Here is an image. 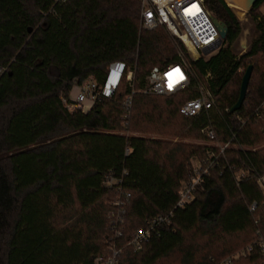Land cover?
Masks as SVG:
<instances>
[{
	"label": "trees",
	"instance_id": "16d2710c",
	"mask_svg": "<svg viewBox=\"0 0 264 264\" xmlns=\"http://www.w3.org/2000/svg\"><path fill=\"white\" fill-rule=\"evenodd\" d=\"M204 4L227 32L218 49L192 58L164 27L140 28L138 0H0V264H93L110 254L116 219L118 264H168L172 256L176 264H219L264 239L257 183L264 176V0L246 12L254 29L239 56L231 48L242 30L233 9L224 0ZM179 51L190 85L170 95L140 92L150 69L177 62ZM113 61L134 69L127 116L123 100L132 87L125 74L111 97L68 110L63 99L74 93L73 79L103 84ZM249 63L245 98L231 113ZM208 73L215 107L181 114ZM206 127L215 139L201 131ZM210 153L215 160L192 200L175 207L190 160ZM169 212L140 248L130 243L150 219Z\"/></svg>",
	"mask_w": 264,
	"mask_h": 264
},
{
	"label": "built area",
	"instance_id": "2783aa9c",
	"mask_svg": "<svg viewBox=\"0 0 264 264\" xmlns=\"http://www.w3.org/2000/svg\"><path fill=\"white\" fill-rule=\"evenodd\" d=\"M53 6L60 5L66 0H51ZM140 10V28L142 30H152L162 26L166 31L177 38L191 53L192 58L207 55L221 45L218 29L213 22V16L207 10L204 0H138ZM178 61L169 63L163 67L153 66L145 77V83L140 88L144 94L170 95L185 89L190 85L191 69L184 54L179 51ZM176 70H179L178 72ZM3 69L0 68V72ZM172 74L171 76L169 74ZM125 74L127 83L132 87L131 94L123 100L126 116L131 107L132 94L134 93V69L127 66L123 61H113L107 66V74L103 84H99L93 76L82 82L74 81V93L70 99H63V103L68 110L80 109L86 111L100 97H111L116 87ZM183 77L182 79L180 77ZM210 74L204 76L203 81L195 85V97L186 99L180 106L179 112L185 116H196L202 111H208L215 107V98L207 86ZM170 83L172 84L169 87ZM209 139H215V133L211 127L201 130ZM228 143L219 146V153H223ZM214 155L209 154L205 160H194L190 168V178L182 182L178 192L179 199L175 207H183L192 198L196 187L202 182L209 172V166L213 164ZM112 179L107 183L111 184ZM258 185L264 191V176L257 179ZM118 204V202H117ZM252 203L251 209H254ZM172 212L168 214H158L150 219L144 228L138 229L132 236L130 243L136 248L147 242L153 234L158 233V226L169 219ZM120 219V218H119ZM121 219L114 221V235L108 238L111 252L107 257L98 256L93 264H118L120 248L115 243L116 237L121 235L118 224ZM219 264H264V239L260 236L254 243H251L233 254L223 258Z\"/></svg>",
	"mask_w": 264,
	"mask_h": 264
},
{
	"label": "rangeland",
	"instance_id": "374dc122",
	"mask_svg": "<svg viewBox=\"0 0 264 264\" xmlns=\"http://www.w3.org/2000/svg\"><path fill=\"white\" fill-rule=\"evenodd\" d=\"M231 7V6H230ZM236 15V17L238 18V20L240 21L241 24V34L239 35V37L234 41V43L232 44V51L234 54L236 55H241L243 54L249 45L250 39L252 37L253 34V29H254V25L253 22L251 21V19L246 15L245 12L231 7ZM260 12L264 15V4L262 5ZM189 53V52H188ZM192 54L189 53V56H191ZM251 64V63H249ZM244 68H243V72H244ZM129 134H138V135H145V136H149V137H156V138H164V139H169L172 141H183V142H192V143H199V144H206L207 141L204 139H193V138H177L176 136H168V135H163V134H153V133H140V132H133L130 131ZM194 160L196 161V159H191L190 160V167L192 166V164L194 163ZM117 210V209H115ZM108 240V238H107ZM168 264H176V260H175V256H172L170 259L167 260Z\"/></svg>",
	"mask_w": 264,
	"mask_h": 264
},
{
	"label": "water",
	"instance_id": "95a60500",
	"mask_svg": "<svg viewBox=\"0 0 264 264\" xmlns=\"http://www.w3.org/2000/svg\"><path fill=\"white\" fill-rule=\"evenodd\" d=\"M257 1L258 0H240L239 1L240 2L239 6L241 7L240 10L245 12V13L248 12ZM213 22L218 29L220 38L223 39L226 35V32H227L226 25L222 21L216 19L215 17H213ZM251 72H252V65L250 64L247 66V68H246V70L242 76L241 84H240V88H239V96H238V99L235 102V104L230 108L231 113L239 110L241 105H242V102H243L245 95H246L247 85H248V82H249V79L251 76Z\"/></svg>",
	"mask_w": 264,
	"mask_h": 264
},
{
	"label": "bare ground",
	"instance_id": "6f19581e",
	"mask_svg": "<svg viewBox=\"0 0 264 264\" xmlns=\"http://www.w3.org/2000/svg\"><path fill=\"white\" fill-rule=\"evenodd\" d=\"M227 2V4L231 7L237 8V9H241V7L239 6V1L240 0H225Z\"/></svg>",
	"mask_w": 264,
	"mask_h": 264
},
{
	"label": "snow or ice",
	"instance_id": "6c2138e0",
	"mask_svg": "<svg viewBox=\"0 0 264 264\" xmlns=\"http://www.w3.org/2000/svg\"><path fill=\"white\" fill-rule=\"evenodd\" d=\"M177 72L179 71V70H176ZM170 76L172 75L171 73L169 74ZM181 79L183 78L182 76L180 77ZM172 86V84L170 83V85H169V87H171Z\"/></svg>",
	"mask_w": 264,
	"mask_h": 264
},
{
	"label": "crops",
	"instance_id": "0c3cea01",
	"mask_svg": "<svg viewBox=\"0 0 264 264\" xmlns=\"http://www.w3.org/2000/svg\"><path fill=\"white\" fill-rule=\"evenodd\" d=\"M92 106V105H91ZM89 109V108H88Z\"/></svg>",
	"mask_w": 264,
	"mask_h": 264
}]
</instances>
